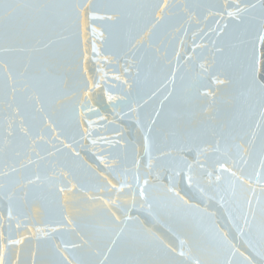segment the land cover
Here are the masks:
<instances>
[{
	"label": "water",
	"instance_id": "obj_1",
	"mask_svg": "<svg viewBox=\"0 0 264 264\" xmlns=\"http://www.w3.org/2000/svg\"><path fill=\"white\" fill-rule=\"evenodd\" d=\"M65 2L72 3L74 0H65ZM97 2L163 5V0H93V3ZM222 2L223 0H168V4L174 6L171 9H165L163 12L156 9L154 15L151 9L143 10V15H137L141 27L146 25L151 28L152 23L155 22L154 17L163 16L164 19L152 29L150 35L144 37L143 46H138L131 52L123 34L110 30L109 23L104 20L93 21L87 28L81 26L72 34L64 33L69 35V40L61 42L65 54L61 75L67 82L66 90L70 93L74 90L76 95L70 100L65 99L63 106L55 105L51 112L55 123L51 128L48 127L49 120L41 121L40 114L32 113L30 108L22 111L33 131L37 134L42 131L45 140L48 141L47 143L41 141V147L37 150L43 155L45 149L49 151L60 149L54 157H48V160L57 163V173L61 170L69 173L67 180L71 181V184L68 187L72 184L77 186L74 190L75 195L72 192H59L58 189L64 184L57 181L55 187L47 184L40 187L29 186L28 196L24 197L22 191L10 188L8 181L0 178V184L4 185L0 187V233H3L5 238L24 240L23 244L8 245L7 248H5L7 240L0 241V253L4 254L5 264H33V259L35 264H51L56 259L54 244H61L63 247L62 242L76 240L74 234H66L63 230L54 234L53 239L43 236L37 239L32 235L36 228L50 231L51 227L55 226V221L60 219V213L63 211L61 205L65 203L73 218H84L97 226L103 224L101 216H88V213L94 212L95 209L91 203H84L85 192L79 189L83 186L88 195L116 200L114 191L111 193L99 191V188L106 183L104 177L113 183L123 180L132 185L131 189L125 188V194L117 200L119 207L114 206L111 209L122 219L125 216L133 218L129 222V229L137 227L138 219L167 242L176 246L177 252L181 250L180 239L199 241L205 249L202 255L204 259L214 257L215 244L218 240L217 230H224L230 233V238L236 237L234 243L241 251L247 248L245 254H251L255 264H264L261 259L264 245L260 242L259 234L253 233L251 237L253 247L248 248L245 244L246 237H238L229 220V214L236 218L242 211L247 212L248 206L242 204L239 187L235 189L236 194L233 195V188L228 182V173H223L224 180L219 186L215 184L210 186L206 182L205 170L213 171L214 174L218 172L217 161L226 163L227 167H233L231 159L224 154L227 151L224 142H221L220 152H210L207 157H200L204 168H193L194 179L190 185L187 179L188 169L179 159L181 153L173 151L169 157L160 154L161 150L167 151L172 143L166 133L174 125V100L165 101L162 116L153 127V132L147 131L149 115L154 116V109L160 107L163 95H166L168 90H173L175 97L186 90L200 71L201 57L211 58L212 46L209 37L204 36L200 30L206 32L208 28L215 27L214 21L219 17L208 16L205 8L195 6L217 5ZM184 5L194 6L192 11L200 19L199 25L195 20L189 21ZM99 15H104L102 9ZM206 16H208L207 20H205ZM93 25L97 28L95 34L91 30ZM240 31L243 30H238V34ZM240 39L243 41L238 43L241 59L250 57L254 50L257 60H264V45L260 43L259 34L255 29L245 31ZM197 45H207V47H196ZM156 49H159V52ZM177 52L180 53L179 59L176 56ZM185 54L192 55L193 59L186 63ZM129 59L135 61L130 73L125 72ZM168 61H171V64ZM173 70L176 71L174 83H167V87L162 88L148 104L136 107L137 103L143 104V99H147L151 90L170 80V73ZM138 71L139 77H137ZM3 76V70L0 69V85L3 83ZM85 80L88 81L90 88V99L84 95V91L88 90L83 88ZM136 80L139 82L130 90L128 84H133ZM125 81H128V84ZM77 84L80 85L79 88ZM109 96L113 98L111 101ZM223 97L228 102L219 104L220 110L216 118L219 121H235L237 126L243 125L248 131L255 130V143L249 146L251 158L248 165L242 166L246 174L259 172L257 154L261 144V127H264V119L261 117L264 101L258 94L250 93L242 83L226 90ZM81 101H86L92 110L89 111L87 107L82 109ZM130 108H134L135 111H130ZM14 113L15 108L9 110L6 104L0 102V138L6 134L7 125L12 122ZM20 122L21 117L15 116V124L19 125ZM145 135L150 136L147 150L143 144ZM149 152L153 158L150 175L147 167ZM76 153H79V156ZM99 157H103L108 165L115 167L116 173L109 172ZM136 159L141 161L139 184L135 179ZM188 159L191 162L192 156ZM46 166L47 161L41 162L42 172ZM125 169L128 171L125 172ZM32 170H35L34 167ZM233 170L238 169L233 168ZM48 175H51V172ZM145 178L149 180L147 186L143 183ZM170 187L179 191L188 204L174 197L168 191ZM140 188L145 189V198L140 197ZM133 192L136 193L134 200ZM9 196H12L11 201ZM257 196H259L258 186ZM209 197L212 199L210 200ZM25 199L28 203H24ZM94 203L97 207L102 206V201L99 199ZM252 206L258 208L255 198L252 200ZM10 208L13 213L11 221L8 219ZM17 222L22 224L19 229L16 228ZM239 223L243 226V220ZM245 231L247 232V229ZM71 251L70 249L69 252ZM184 251H189L187 246Z\"/></svg>",
	"mask_w": 264,
	"mask_h": 264
},
{
	"label": "snow or ice",
	"instance_id": "obj_2",
	"mask_svg": "<svg viewBox=\"0 0 264 264\" xmlns=\"http://www.w3.org/2000/svg\"><path fill=\"white\" fill-rule=\"evenodd\" d=\"M172 7L174 6L169 5L168 0H163L162 6L119 2L93 3V0H74L72 3H67L65 0H7V2L0 0V69L4 73L3 83L0 85V102L6 104L9 110L15 108L13 120L7 125V132L0 138V158H2L0 159V165H2L0 178L8 181L10 188L19 189L24 197H27L29 186L40 187L47 184L55 187L57 181H60L64 186L58 189L59 192H72L75 195L74 190L77 186L72 184L68 187L71 184V181L67 180L69 173L63 170L57 173V163L48 160V157H54L60 149L53 145L55 151L45 149L42 155L37 149L41 147V141L45 143L48 141L45 140L42 131L35 133L33 127L24 118V111L30 108L32 113L40 114L41 121L49 120L48 127L51 128L55 123L51 116L55 105L63 106L65 99L70 100L76 95L74 90L71 93L66 90L67 82L61 75L65 55L61 42L69 40V35L64 33L72 34L81 26L87 28L93 21L104 20L109 23L110 30L123 34L131 52L138 46H143L144 37L150 35L152 29L164 19L163 16L154 17L155 22L152 23L151 28L146 25L141 27L138 24L137 15H143V10L146 9H151L154 15L156 9L163 12ZM193 7L183 6L189 21L195 20L199 25L200 19L193 14ZM195 7L205 8L208 16L219 17L214 21L215 27L208 28L206 32L203 29L200 30L204 36L209 37L212 46L211 58L201 57L200 71L186 90L175 97L173 90H168L167 94L163 95L160 107L154 109V116L149 115L147 131L153 132V127L162 116L165 101L174 100V125L166 133L172 143L167 151L161 150L160 154L163 157H169L173 151L181 153L179 159L188 169L187 179L190 185L194 179L193 168H204L200 157H207L210 152H220L223 141L227 148L224 154L231 159L233 167H227L226 163L217 161L218 172L214 174L213 171L205 170L206 182L210 186L213 184L219 186L224 180L223 173L229 174L228 182L233 188V195L236 194L235 189L239 187L242 204L248 206L247 212L242 211L239 217L234 218L229 214L232 227L238 237H246L245 244L248 248L253 247L251 237L254 232L259 234L260 242L264 245V127L257 125L261 127V144L257 154L260 171L249 175L246 174L242 165H248L251 158L249 146L255 143V130L248 131L243 125L237 126L235 121H219L216 118L220 110L219 104L228 102L223 97V93L241 83L250 93L258 94L264 101V60L258 61L254 50L250 57L241 59L238 48V43H243L240 36L249 29H255L258 32L260 43L264 45V0H255V2L253 0H223L217 5H196ZM101 9L104 15H99ZM241 29L243 31L238 34V30ZM91 30L94 34L97 33L94 25ZM196 47L206 48L207 45ZM93 51H95V45H93ZM156 51L159 52V49ZM176 56L179 59L180 53L177 52ZM192 59V55L185 54L186 63ZM134 63V59H129L125 72L130 73ZM168 63L171 64V61ZM137 77H139V71ZM175 78L176 71L173 70L170 73V80L151 90L147 99L141 97L143 104L137 103L136 107L148 104L161 92L162 88L167 87V83H174ZM138 82L136 80L133 84H128V81H125L130 90ZM79 87L80 85L77 84V88ZM83 88L88 89L84 91V95L90 99L87 80L84 81ZM112 99L109 96V101ZM80 106L82 109L87 107L89 111L92 110L86 101H81ZM130 111L135 109L130 108ZM15 116L21 117L19 125L15 124ZM261 117L264 119V111L261 112ZM149 141L150 136L145 135L143 137L145 150L148 149ZM65 146L70 147V145ZM76 155L79 156V153ZM189 156H192L191 162H189ZM99 159L109 172L116 173L117 169L108 165L103 157ZM45 161L47 166L42 172L41 162ZM140 163L139 159L134 161L137 169L135 174L137 184L140 180ZM152 166L153 158L149 152L147 165L149 175ZM49 172L51 175H48ZM104 179L106 183L99 188V191L109 193L114 191L116 200L88 195L83 186L79 189L85 192L84 203H91L95 209L94 212L88 213V216H101L103 224L97 226L84 218H73L65 203L61 205L63 211L60 213V219L55 221V226L51 227L50 231L36 228L33 232L32 235L37 239L41 236L53 239L54 234L62 230L66 234L76 236L74 241L62 242L63 247L61 244L53 245L56 259L51 264H255L251 254H245L247 248L241 251L234 243L236 237L230 238V233L224 230H217L218 240L215 244L214 257L204 259L202 255L205 249L199 241L180 239L181 250L177 252L176 246L167 242L138 219L137 227L129 229V222L133 218L125 216L122 219L111 209L114 206L119 207L117 200L125 194L124 189H131L132 185L123 180L113 183L107 177ZM143 183L147 186L149 180L145 178ZM257 186L259 196H257ZM0 187L4 185L0 184ZM168 191L184 204H188V201L174 187L168 188ZM139 195L145 198L144 188H140ZM132 196L134 200L136 193L133 192ZM8 198L9 201L12 200V196ZM253 198L256 199L258 208H253ZM97 199L102 201V206L97 207L94 203ZM209 199L211 200L212 197ZM24 203L28 201L25 199ZM221 204L223 205V199ZM36 210L39 211V209ZM12 218L13 213L10 208L9 221ZM240 220H243V226L239 223ZM21 226L20 222L16 223L17 229ZM5 239L7 240L5 248L8 245L24 243L23 239L5 238L3 233H0V241ZM186 246L189 249L188 252L184 251ZM70 249L71 252H69ZM261 259L264 261V254H261ZM0 264H5L3 253H0Z\"/></svg>",
	"mask_w": 264,
	"mask_h": 264
}]
</instances>
